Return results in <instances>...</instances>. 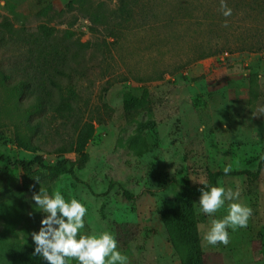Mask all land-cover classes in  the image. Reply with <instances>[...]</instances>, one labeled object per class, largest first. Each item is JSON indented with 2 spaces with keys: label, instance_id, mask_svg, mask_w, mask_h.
<instances>
[{
  "label": "rangeland",
  "instance_id": "374dc122",
  "mask_svg": "<svg viewBox=\"0 0 264 264\" xmlns=\"http://www.w3.org/2000/svg\"><path fill=\"white\" fill-rule=\"evenodd\" d=\"M129 3L123 13L122 0H0V153L44 161L29 175L0 162V250L32 248L47 215L32 196L43 187L83 197L82 231H109L128 264H182L160 214L186 193L205 264H264V0H224L229 16L221 0ZM41 26L54 30L47 41ZM51 94L95 122L74 174L49 169L75 136L73 121L51 111ZM17 132L37 150L22 149ZM203 184L239 188L252 209L227 245L203 240ZM226 214L227 202L213 215ZM6 254L0 264H12Z\"/></svg>",
  "mask_w": 264,
  "mask_h": 264
},
{
  "label": "clouds",
  "instance_id": "9594fccd",
  "mask_svg": "<svg viewBox=\"0 0 264 264\" xmlns=\"http://www.w3.org/2000/svg\"><path fill=\"white\" fill-rule=\"evenodd\" d=\"M221 9L224 16L231 15L232 10L224 0H221ZM259 111L264 113V106ZM229 171V167L224 168L225 174ZM203 185L198 203L200 210L209 216L210 224L203 240L211 246L218 243L227 245L228 229L247 227L252 209L239 202V188ZM32 200L47 214L41 220L39 231L31 234L35 244L33 255L42 257L48 264H68L70 259L77 264H128V257L118 250L117 241L109 231L94 234L82 231L87 213L83 197L66 200L61 192L49 194L46 188L41 187L38 193L33 194ZM226 202L227 214L215 218L213 214Z\"/></svg>",
  "mask_w": 264,
  "mask_h": 264
},
{
  "label": "trees",
  "instance_id": "16d2710c",
  "mask_svg": "<svg viewBox=\"0 0 264 264\" xmlns=\"http://www.w3.org/2000/svg\"><path fill=\"white\" fill-rule=\"evenodd\" d=\"M82 1V0H75ZM130 0H122L121 12L128 13ZM3 27L12 35L15 33L12 22L8 19L4 22ZM40 30L45 34L46 41L53 34L50 30L41 26ZM54 50V46L51 45ZM53 52V51H52ZM51 52V53H52ZM62 65L52 64L51 67L58 73ZM4 79L5 76L3 75ZM7 83V80L4 81ZM22 84V82H21ZM51 84L62 91L61 84L57 83L55 78L51 76ZM72 95L76 96L74 90H70ZM51 111L58 113L62 118L72 120L75 136L65 145H62L57 154L59 159L54 166L49 169L54 173H75V169L79 164H84L88 160L86 149L95 134V122L93 120H83L77 110V107L71 101H62L57 103L53 100L51 94ZM16 140L22 149L37 150L33 142L20 132L16 133ZM64 154H73L77 159L63 157ZM0 162L7 167H20L25 175H29L34 171L35 166L44 165L42 157H36L33 162L13 161L12 158L0 153ZM189 189V188H187ZM197 191L198 188H192ZM161 221L164 224L175 252L181 259L182 264H205V253L202 248L201 237L199 232V218L193 199L190 195L183 193L179 196L177 203L172 208L162 210ZM35 244L28 249L22 243H14L7 245L2 252L7 253L12 264H48L46 260L38 255H33Z\"/></svg>",
  "mask_w": 264,
  "mask_h": 264
},
{
  "label": "built area",
  "instance_id": "2783aa9c",
  "mask_svg": "<svg viewBox=\"0 0 264 264\" xmlns=\"http://www.w3.org/2000/svg\"><path fill=\"white\" fill-rule=\"evenodd\" d=\"M225 55H228V53H225Z\"/></svg>",
  "mask_w": 264,
  "mask_h": 264
}]
</instances>
